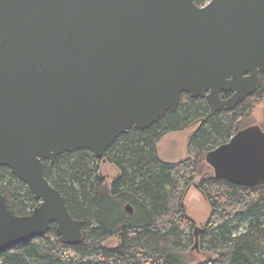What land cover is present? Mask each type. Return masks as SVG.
Instances as JSON below:
<instances>
[{
	"label": "water",
	"instance_id": "obj_1",
	"mask_svg": "<svg viewBox=\"0 0 264 264\" xmlns=\"http://www.w3.org/2000/svg\"><path fill=\"white\" fill-rule=\"evenodd\" d=\"M263 75L264 0H0V166L39 201L17 215L0 192V254L53 223L63 243L83 240L45 160L79 149L104 158L130 128L175 111L183 92L232 110ZM205 159L218 178L264 181L263 127L241 128Z\"/></svg>",
	"mask_w": 264,
	"mask_h": 264
},
{
	"label": "trees",
	"instance_id": "obj_2",
	"mask_svg": "<svg viewBox=\"0 0 264 264\" xmlns=\"http://www.w3.org/2000/svg\"><path fill=\"white\" fill-rule=\"evenodd\" d=\"M253 98L264 99V75L259 89L232 110L217 111L206 98L183 92L175 111L148 128H130L104 158L79 149L62 153L53 164L45 160L46 177L65 196L73 217L84 221L83 240L63 243L53 223L45 234L1 253L0 264H189L183 252L196 241L201 250L215 255L198 264H264V181L248 187L203 169L204 155L245 127L241 123L251 111L247 100ZM196 122L187 157L176 162L162 159L161 139ZM105 161L119 169L110 184L100 169ZM200 175L199 189L211 212L196 236L197 225L182 198ZM0 192L17 215L29 214L39 204L6 166H0ZM128 203L133 213L126 210ZM116 235L118 246L104 245Z\"/></svg>",
	"mask_w": 264,
	"mask_h": 264
},
{
	"label": "rangeland",
	"instance_id": "obj_3",
	"mask_svg": "<svg viewBox=\"0 0 264 264\" xmlns=\"http://www.w3.org/2000/svg\"><path fill=\"white\" fill-rule=\"evenodd\" d=\"M248 104L251 106V111L246 120L241 123V126H248L251 124H260L264 128V99L256 102L255 98L247 100ZM197 122L188 127L183 131L174 132L164 136L159 144V152L164 159L167 161H178L184 157H187V138L191 135L193 130L197 126ZM204 155V172H210L214 174V169L209 165L205 159ZM170 158V159H169ZM102 177L106 179V182L110 184L119 175V169L107 161L103 162L101 167ZM202 175L197 176L186 188L184 197L182 198L185 204L187 214L194 219L195 223L199 227H203L210 215L211 207L206 200L204 194L201 192L196 184ZM199 186V185H198ZM120 239L116 235L109 238L104 245L108 247H116L119 245ZM183 255L189 264H198L204 260L215 257L211 252L203 251L199 246H194L189 250L183 252Z\"/></svg>",
	"mask_w": 264,
	"mask_h": 264
},
{
	"label": "crops",
	"instance_id": "obj_4",
	"mask_svg": "<svg viewBox=\"0 0 264 264\" xmlns=\"http://www.w3.org/2000/svg\"><path fill=\"white\" fill-rule=\"evenodd\" d=\"M174 132H178V131H172V132H169V133H167L165 136H167L168 134H171V133H174ZM187 141H188V138H187ZM161 143V141L159 142V144ZM159 144H158V148H159ZM159 154H160V152H159ZM160 157L162 158V159H164L163 157H162V155L160 154ZM185 158V157H184ZM170 159V158H169ZM183 159V158H182ZM164 160H166V159H164ZM171 160V159H170ZM170 160H168V161H170ZM181 160V159H180ZM167 161V160H166ZM179 161V160H178ZM171 162H176V161H171Z\"/></svg>",
	"mask_w": 264,
	"mask_h": 264
},
{
	"label": "flooded vegetation",
	"instance_id": "obj_5",
	"mask_svg": "<svg viewBox=\"0 0 264 264\" xmlns=\"http://www.w3.org/2000/svg\"><path fill=\"white\" fill-rule=\"evenodd\" d=\"M209 1H210V0H209ZM209 1H206L204 4H198V5H205V4H207ZM231 94H232V92H229L228 97H229ZM228 97H226V96L224 97V93H223V98H224V99H226V98H228ZM245 100H246V99H245ZM259 125H260V124H259ZM260 126H261V125H260ZM190 127H191V126H190ZM245 127H246V126H245ZM187 128H188V127H187ZM187 128H186V129H187ZM263 129H264V128H263ZM183 130H185V129H183ZM183 130H180V131H183ZM161 140H162V139H161ZM198 187H199V186H198Z\"/></svg>",
	"mask_w": 264,
	"mask_h": 264
}]
</instances>
